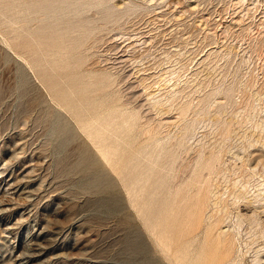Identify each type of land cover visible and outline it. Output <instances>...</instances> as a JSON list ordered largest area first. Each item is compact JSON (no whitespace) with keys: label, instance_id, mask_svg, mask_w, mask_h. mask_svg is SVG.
<instances>
[{"label":"rangeland","instance_id":"obj_1","mask_svg":"<svg viewBox=\"0 0 264 264\" xmlns=\"http://www.w3.org/2000/svg\"><path fill=\"white\" fill-rule=\"evenodd\" d=\"M190 260L264 264V0H0V264Z\"/></svg>","mask_w":264,"mask_h":264},{"label":"bare ground","instance_id":"obj_2","mask_svg":"<svg viewBox=\"0 0 264 264\" xmlns=\"http://www.w3.org/2000/svg\"><path fill=\"white\" fill-rule=\"evenodd\" d=\"M33 1L35 2V0H33ZM37 1H38V0H37ZM62 1H63V0H62ZM27 2H28V1H27ZM53 2H54V1H53ZM42 17H43V16H42ZM32 18H33V17H32ZM38 18H39V17H38ZM45 21H46V20H45ZM66 22H67V21H66ZM25 23H26V22H25ZM37 24H38V23H37ZM47 27H48V26H47ZM39 29H40V27H39ZM44 30H45V29H44ZM45 32H46V31H45ZM87 163H88L87 160H83V161H80V163H78V165H82V164H83V165L87 166V165H88ZM79 167H81V166H79ZM99 181H100V177H94V179H91V183H94V184H96V183L99 182ZM200 212H202V211H200ZM200 214H201V213H200ZM209 220H210V218H209ZM206 221H207V220H206ZM210 223H211V222H210ZM214 224H215V223H213V225H214ZM211 225H212V224H210L209 226L212 227L213 225H212V226H211ZM216 225H217V223H216ZM216 225H214L213 227H215ZM210 227H209V228H210ZM209 228H208V229H209ZM215 228H216V227H215ZM218 229H219V228H218ZM201 230H202V229H201ZM201 230H200V231H201ZM204 230H205V229H204ZM209 230H211V229H209ZM212 230H213V231H212ZM212 230H211V231H212L214 234H215V233L217 234V232L214 231V230H216V229H213V228H212ZM211 231H210V233H211ZM217 231H218V230H217ZM207 233H208V232H207ZM210 233H209V234H210ZM219 233H222V231H221V232L219 231ZM200 234H201V233H199V234L197 235V237H198ZM209 234H208V236H209ZM222 234H223V233H222ZM211 236H212V238H213V236H214V238H215V235H210L209 237H211ZM222 236H223V235H222ZM218 237H220V235L218 236V234H217L216 238H218ZM221 239H222V237H221ZM219 241H220V240H219ZM220 244H221V243H220ZM226 245H227V244H226ZM211 257H212V256H211ZM190 261H191V264H194V262H195V260H193V263H192V260H190ZM200 262H202V260H200Z\"/></svg>","mask_w":264,"mask_h":264}]
</instances>
